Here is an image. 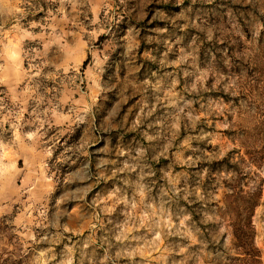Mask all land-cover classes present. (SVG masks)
Wrapping results in <instances>:
<instances>
[{"label": "rangeland", "instance_id": "rangeland-1", "mask_svg": "<svg viewBox=\"0 0 264 264\" xmlns=\"http://www.w3.org/2000/svg\"><path fill=\"white\" fill-rule=\"evenodd\" d=\"M235 165L264 262V0H0V264H204Z\"/></svg>", "mask_w": 264, "mask_h": 264}, {"label": "trees", "instance_id": "trees-1", "mask_svg": "<svg viewBox=\"0 0 264 264\" xmlns=\"http://www.w3.org/2000/svg\"><path fill=\"white\" fill-rule=\"evenodd\" d=\"M86 65V64H85ZM242 165H246L241 158ZM233 177L228 181L224 192V200L214 205V216L217 224L213 225L209 238H215L217 228H224L225 234L220 245L211 250V258L203 260L204 264H264L261 251L256 245V229L253 216L262 198V185L248 186L252 180L238 165L232 168ZM229 238V246H224V240Z\"/></svg>", "mask_w": 264, "mask_h": 264}]
</instances>
